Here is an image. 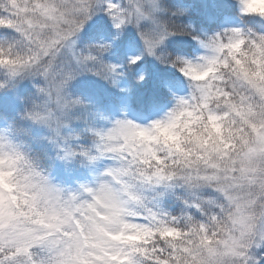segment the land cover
I'll use <instances>...</instances> for the list:
<instances>
[{"label":"snow or ice","instance_id":"obj_1","mask_svg":"<svg viewBox=\"0 0 264 264\" xmlns=\"http://www.w3.org/2000/svg\"><path fill=\"white\" fill-rule=\"evenodd\" d=\"M234 6L239 23L209 31L181 2L0 0V90L34 87L17 97L28 126L0 127V264H264V0ZM93 17L108 18L112 40L136 30L129 66L147 55L184 77L186 90L165 85L161 115L96 127L106 117L78 114L90 109L68 91L75 77L124 75L104 59L110 42L79 47ZM177 36L199 53L170 51ZM41 141L90 175L56 180L32 148Z\"/></svg>","mask_w":264,"mask_h":264},{"label":"rangeland","instance_id":"obj_2","mask_svg":"<svg viewBox=\"0 0 264 264\" xmlns=\"http://www.w3.org/2000/svg\"><path fill=\"white\" fill-rule=\"evenodd\" d=\"M193 3V1H192ZM202 5H204V7L206 9H221V10H225L228 12H235V0H194V8H200L202 7ZM97 17H93L92 20H90L88 23H86V25L84 26L83 29L87 28L94 20H96ZM107 32H111L110 30ZM81 33V32H80ZM80 35V34H79ZM114 35V34H113ZM182 38H186V37H172L170 38V41H172L173 45H175V49H182V45L179 44V41H177L176 39H181ZM177 41L176 43H174V41ZM100 41H108V42H112V36L110 35H104L103 37H101V39H96L95 42H100ZM88 42L85 41V39L81 36H79L78 38V45L81 46L80 48H83L85 45H87ZM118 48H115L116 51L118 52V54L116 55L118 58V62L120 65H122V70L124 72V75L117 77V81L119 79H124L128 78V80L131 81V84H129V87H127L126 89L124 88V91L122 90V92H120L121 90L117 89L118 85H112L109 81L103 80L100 77L96 76L93 73H89L87 72L86 74H92V76H95L98 78V84L96 85H101L104 84V88H109L110 86H113L114 90L111 93L105 92V94L103 95V91L100 90H95L92 89L94 87H96L95 85L90 86L88 81V78L85 77V79L82 77L77 76L75 77L70 83H69V87H68V91L72 94L73 97V87L75 86L76 83H78L80 87L79 92L77 89L78 94L80 95V98L82 100H84L85 102H87V104L89 105V109L90 111L87 113H84L82 110L78 112V114L80 115H87V117L91 120L93 119L94 113H100L103 117H106V119L104 120H100L99 118L95 119V126L96 127H104L108 125V122L115 119V118H120L123 115H126L129 119H133L138 123H145L150 119L156 118L159 115H161L163 113V111L167 108V106L170 103V94L168 93V88L165 85H169L173 87V90H177V91H183L186 90V83L184 80V77L174 68L171 67V69L174 70V72H177L180 75H177L179 77V79H167L166 82L164 79H162V83H160V80L158 79L159 77H154L152 75V72H154V68H157V65L159 64V62L157 60H155L154 57L151 56H147L144 55L141 57V59L135 64V65H131L129 66L127 64V59L129 56H133V55H139L142 50H143V44L142 41L140 40L136 30L132 27H128L124 30V32L122 33V35L119 37V43L117 45ZM115 49L113 50V45L111 43V48L109 49V51L107 53L104 54V59L106 61H109L108 58L113 57L112 54L115 51ZM115 51V52H116ZM111 56V57H110ZM145 62L146 64L149 65V68L152 66V70L150 72V75L147 76L150 79H147V77L144 76V80L143 81H137L135 79V77L140 74L141 72L144 73V69L141 68V64ZM162 65V64H161ZM25 84L19 86V88H22L24 90H26L25 87H29L30 88V94L29 96L34 92V87H33V83L31 81L25 80ZM144 82H146V84L144 85ZM91 83V82H90ZM107 86V87H106ZM143 86L145 87L143 89ZM76 87V86H75ZM77 88V87H76ZM127 89H129V91H127ZM134 89H136L137 92V96L139 98L140 101H143L144 98L145 100L147 99V102L145 103L146 105H139L138 104H134L132 107L133 109H138L137 111H135L136 113H138L137 115H128L126 113H124L122 111V104L120 103H113L114 100H116V96H118V98L120 99V94H126V98H127V102H131L130 99L128 98L131 94L133 95V91ZM147 89V90H146ZM11 96V93H10ZM9 96V99H13V97ZM101 97V99H103V102H100L98 99V97ZM112 100V101H111ZM10 102V101H9ZM148 108V109H147ZM147 109V113H144L143 111ZM19 120V119H18ZM5 122V121H3ZM19 126H25L27 127V123L20 121ZM4 124L2 123V121L0 120V127H3ZM72 133L74 135H79L81 137L86 136L87 134L84 131V124L82 122V120H75L72 122L71 125V129ZM33 135H40V134H46L43 133L42 130H37L35 128H33ZM82 131V132H81ZM81 132V133H80ZM33 146H44V148L46 150H44V155L43 153L38 154L41 158V164L44 167L46 165V167H48L49 169H51L52 171H54V166L56 165V159H55V154L53 149L51 148V146L44 141H41L39 143H33ZM64 166V165H62ZM72 167H74L73 165H71ZM77 169L74 174H73V179L66 182L65 184H74L76 180L78 179H84L87 178L90 174L88 173L87 169L83 168L82 166H80L79 164H77ZM49 169H46L52 176H53V172H51ZM54 177V176H53ZM56 179V177H54ZM60 182V181H59ZM176 206L178 207V205L176 204Z\"/></svg>","mask_w":264,"mask_h":264},{"label":"trees","instance_id":"obj_3","mask_svg":"<svg viewBox=\"0 0 264 264\" xmlns=\"http://www.w3.org/2000/svg\"><path fill=\"white\" fill-rule=\"evenodd\" d=\"M192 1H193V3H192ZM165 2L168 3V4H173V3L181 2V3L189 4V5H191L194 8V0H165ZM196 9L197 10L194 11V17H193L194 21L196 23H198V24H201L203 27H205L207 30H209V28L205 26V17H206L205 12H201L200 11L201 10V7L200 8H196ZM211 17L213 18L212 21L214 23V27H213L214 30L217 29V28H219V27L225 26L226 24H236V23H239V20L237 18L236 12L231 13V12H228V11H225V10L224 11L223 10H215L214 12H212ZM94 36H95V34H92V35L89 34V36H87V38H86L87 42L91 41ZM90 37H92V38H90ZM182 39L183 40H187L185 42H186L187 46L189 47V49H190V51L192 53L195 54V53L199 52V49L197 48V46L195 45V43L193 41H191L187 37L186 38H182ZM176 40L179 41V42H182L181 39H176ZM176 40L174 41V43L177 42ZM168 48H169L170 51L176 52V50H175V48L173 46V43L170 40L168 41ZM161 67L166 68V69H168L170 71H174L173 69H171V66H168V65H161ZM162 70H165V69H162ZM85 73H82V74H85ZM171 73H173V72H171ZM29 92H30L29 89L25 90L24 93L23 92H19V88H18V90L16 91V93H17L16 95H18L17 97L22 96L26 100L29 97ZM73 94H74V96H79L77 94L76 87L73 88ZM2 99H3L2 98V95H0V101H2ZM16 99H17V101H20L18 98H16ZM22 106L24 107V104L23 103H22ZM22 110L19 109L17 113L22 112ZM16 115L17 114H15L13 116H16ZM20 127H23V126H20ZM176 204L177 203L174 200H171V201H168L167 202V205L171 209H173V210H175V211L178 212V207L176 206Z\"/></svg>","mask_w":264,"mask_h":264}]
</instances>
